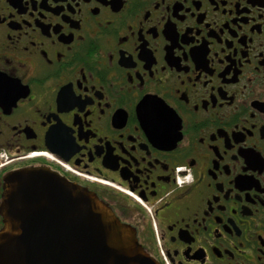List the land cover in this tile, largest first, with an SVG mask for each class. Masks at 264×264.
<instances>
[{"label":"flooded vegetation","instance_id":"1","mask_svg":"<svg viewBox=\"0 0 264 264\" xmlns=\"http://www.w3.org/2000/svg\"><path fill=\"white\" fill-rule=\"evenodd\" d=\"M27 168L156 264H264V0H0V201Z\"/></svg>","mask_w":264,"mask_h":264},{"label":"water","instance_id":"2","mask_svg":"<svg viewBox=\"0 0 264 264\" xmlns=\"http://www.w3.org/2000/svg\"><path fill=\"white\" fill-rule=\"evenodd\" d=\"M0 264H156L93 193L27 168L3 179Z\"/></svg>","mask_w":264,"mask_h":264}]
</instances>
